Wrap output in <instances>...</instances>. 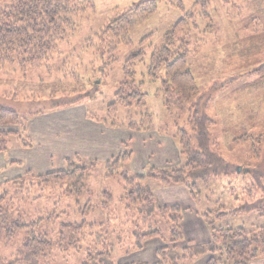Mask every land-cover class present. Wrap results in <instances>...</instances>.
I'll list each match as a JSON object with an SVG mask.
<instances>
[{"label": "rangeland", "instance_id": "374dc122", "mask_svg": "<svg viewBox=\"0 0 264 264\" xmlns=\"http://www.w3.org/2000/svg\"><path fill=\"white\" fill-rule=\"evenodd\" d=\"M143 2L72 0L70 27L55 42L47 64L0 71V106L22 118L34 114L21 136L25 143L28 137L31 147L15 137L0 138V197L7 193L13 201L8 224L43 220L37 231L51 246L41 264H83L89 250L100 248L93 244L97 233L107 240L117 264L158 263L157 252L172 246L171 223L157 214L152 226L158 225L163 238L141 239L143 249L135 248V233L145 234L149 223L128 198L133 186L123 174L183 170L187 161L180 129L195 150L206 153L214 165L219 157L225 166L219 165L218 176L211 172L206 183L199 182L195 195L172 181L135 182L151 187L156 207H180L183 240L175 243L178 250L209 244L212 228H242L264 238V75L259 73L264 66V0H157L156 10L131 30L123 28L114 36L119 27L111 26L103 33L112 20ZM8 3L0 0V14ZM167 42L171 53L183 49L189 54L197 89L187 100L166 83L164 67L152 63ZM132 57L125 104L116 103ZM200 116L211 124L199 140L198 130L203 132L205 124ZM90 122L96 124L94 131ZM103 128L111 131L109 153L100 142L108 136ZM90 132L91 140L84 142ZM80 143L90 155L77 152ZM122 155L113 175L106 177L107 161ZM68 160L95 165L81 195L71 193L64 182L47 185L37 178L65 170ZM22 177L25 181L16 186ZM206 212L226 215L209 226L202 216ZM83 223V230H74ZM5 231L0 229V264H20L16 260L22 259L25 234L9 239ZM209 258L186 264H207ZM246 262L263 264L264 253Z\"/></svg>", "mask_w": 264, "mask_h": 264}, {"label": "trees", "instance_id": "16d2710c", "mask_svg": "<svg viewBox=\"0 0 264 264\" xmlns=\"http://www.w3.org/2000/svg\"><path fill=\"white\" fill-rule=\"evenodd\" d=\"M166 1L171 2V0ZM8 2V6L0 14V71L5 66H17L21 71H27L32 67L47 64L52 58L51 51L56 47L55 42L61 39L63 32L65 33V28L70 27L69 17L74 13L73 7L75 4L71 3L72 0H8ZM156 8L157 0H145L143 3L129 7L121 16L112 20L109 23L110 26L108 25L103 33L109 31L112 26V28L119 27L116 31L119 34H114V36L121 35V30L124 31L123 28L127 31L131 30L137 21L141 20L144 15L147 16L153 13ZM181 24L179 23L176 29ZM103 37L102 34L100 39H103ZM167 46L168 42L156 53L158 55L153 56L152 63L157 69L164 67L166 83L177 91L182 99L187 100L196 93L197 89L196 81L188 69L187 58L189 54L183 49H177L174 53H171ZM133 60L134 57L128 61L124 69L126 79L121 84L120 91L116 94V103L122 102V104H125V97L122 94L126 87L131 86L128 80L130 78L128 65ZM259 73L264 75V66L259 69ZM33 117L34 114H30L27 118H22L17 111L0 106V138L15 137L22 144L30 145L28 137L26 139L28 143H25L21 136L27 134V124ZM203 121L205 122L201 126L203 132H200L199 128V134L196 136L199 140V137L205 136L206 126L211 124L208 118L203 117ZM178 135L181 137V154L185 156L187 161L183 170L172 171L170 175L166 171L155 168L151 169L145 176L130 177L126 173L123 174L125 181L133 186L128 198L138 208V212L143 216L145 223H149L145 234L135 233V248L143 249L142 240L146 242L153 238H163V232L158 225L156 227L152 226V219L158 214L171 223L170 244L172 246L162 248L157 252L159 262L156 264H186L208 255L211 258H209L207 264H227L230 262L245 264L248 259H257L259 254L264 253V238L250 236L249 232L242 228H212V241L207 245H192L182 251L175 246V243L183 240L179 228L182 221L180 207H156L153 190L149 186L140 185L139 181L144 179H159L163 182L172 181L175 184L185 185L191 191V194L195 195L199 182L206 183L211 172L214 176H218L222 172L219 170V165L225 166L219 157L215 156L217 165H214L213 162L209 161L211 158L206 153L195 150L190 136L182 129L178 130ZM122 156L116 160L107 161L106 169L108 171L106 177L113 175V170L119 166L124 158V155ZM94 167V164L86 167L82 160H68L65 170L39 175L37 178L41 181L40 183L47 185L64 182L69 185L71 193L81 195L85 190V181L88 179L87 172ZM159 172H162L161 177L157 175ZM23 181H25L24 177L18 178L14 184L18 186ZM137 181L140 184H136ZM11 199L7 193L0 197V229L9 230L5 231L9 239L15 238L18 232L25 234L19 253L22 259L16 261H19L20 264H41L44 259L48 258V250L51 246L50 242L45 240L44 236L37 231L39 223L43 220L30 224L22 221L8 224L9 207L13 202ZM172 212L175 213L172 214ZM213 215V212H206L202 215L209 226H212L216 218L226 214L217 213L215 217ZM85 225L83 223L75 227L74 230L81 231ZM93 226L90 225L89 227L93 229ZM89 234H92V232ZM102 236L101 233L96 234L93 244L100 248L94 247V250H89L83 264H117L112 259L110 245H108L107 240H102ZM75 249L79 250L77 247Z\"/></svg>", "mask_w": 264, "mask_h": 264}, {"label": "crops", "instance_id": "0c3cea01", "mask_svg": "<svg viewBox=\"0 0 264 264\" xmlns=\"http://www.w3.org/2000/svg\"><path fill=\"white\" fill-rule=\"evenodd\" d=\"M55 114V113H54ZM54 114H51V115H54ZM50 115V114H49ZM49 115H46V116H43V117H40V118H38L37 119V121H39V120H41V119H44L45 117H48ZM37 121H35V122H33L32 124L34 125ZM89 125H91V126H89L88 128L90 129V131H94V129H95V127L94 126H96V124H94V123H92V122H90L89 123ZM98 126V125H97ZM99 128H102V127H99ZM103 129H105V128H103ZM106 130V129H105ZM106 132H107V135L108 136H104L103 137V140H101L100 142H101V145L103 144V146H105L106 147V153H109V150H108V148H109V146H110V144H111V140H110V138H109V135H110V132L111 131H108V130H106ZM91 133V132H90ZM32 135V134H31ZM93 135V133H91L90 134V136H84L83 137V140H84V142H88V140H91V136ZM81 141H82V139H81ZM116 141L117 140H115V141H113L114 143H116ZM120 144H121V141L119 142ZM118 143V144H119ZM118 144H116L115 146H118ZM122 145V144H121ZM79 148L77 149V150H73L74 151V154L76 153V151L78 152V153H86V155H90V153H89V151L86 149V148H84V147H82L81 146V143L79 144V146H78ZM100 149V147L97 149V150H99ZM90 150H92V149H90ZM25 151V150H24ZM99 151H101V152H103V150H99ZM25 152H32V149H30V150H26ZM91 152H93V153H96V151H91ZM110 156H111V153H110ZM107 158H110V157H107ZM147 163L145 164V168H147ZM253 264H260V262H254ZM264 264V263H263Z\"/></svg>", "mask_w": 264, "mask_h": 264}]
</instances>
